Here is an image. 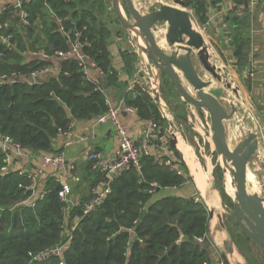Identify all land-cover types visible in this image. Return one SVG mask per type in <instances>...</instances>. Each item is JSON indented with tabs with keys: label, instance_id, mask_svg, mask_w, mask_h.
<instances>
[{
	"label": "trees",
	"instance_id": "16d2710c",
	"mask_svg": "<svg viewBox=\"0 0 264 264\" xmlns=\"http://www.w3.org/2000/svg\"><path fill=\"white\" fill-rule=\"evenodd\" d=\"M44 0L23 2L29 23L22 24L14 10L2 17L0 32V132L10 135L35 154L54 151V140L68 132L74 119H88L108 109L107 96L85 76L77 61L64 59L58 74L35 82L28 77L50 65L49 60L30 58L29 51L66 50L67 40L54 18L66 29L83 27L86 52L103 71L109 83L118 80L106 42L110 31L97 16L104 13V0ZM186 6L190 0H184ZM243 1V0H241ZM95 6L97 8H95ZM55 16L54 18L52 17ZM74 22V24H73ZM40 28L41 32H37ZM43 35V36H42ZM1 36H11L9 47ZM236 55L241 56L238 48ZM241 60V58H240ZM130 61V60H129ZM127 92V103L138 114L163 125L158 106L137 88ZM56 99H59L57 101ZM182 172L177 173L151 154L142 159V170L131 168L111 183V191L96 210L83 215L82 204L69 215L58 192L59 181L47 183L44 196L29 200L30 179L19 170L3 171L5 153L0 149V264H27L29 252H38L63 242L68 220L78 219L66 264H202L210 261L211 212L196 198L165 196L150 202L152 182L159 188L179 186L190 180L189 169L175 145L172 147ZM222 195L223 189L220 186ZM70 217V218H69ZM198 239H203L200 242ZM60 260L36 264H59Z\"/></svg>",
	"mask_w": 264,
	"mask_h": 264
},
{
	"label": "crops",
	"instance_id": "0c3cea01",
	"mask_svg": "<svg viewBox=\"0 0 264 264\" xmlns=\"http://www.w3.org/2000/svg\"><path fill=\"white\" fill-rule=\"evenodd\" d=\"M18 2L19 0H0L1 17L10 9L14 10L15 16L21 22L22 11L25 10L17 8ZM190 2L186 9L191 15L196 30L198 29L196 25L199 26L206 45L217 50L230 62L240 60V56L236 55L240 47L242 57L245 59L244 65L251 75L254 98L264 103V0H190ZM52 17L55 16L52 15ZM54 20L57 23L56 18ZM164 27L166 28L167 24ZM107 29L109 30V28ZM37 32H41L40 28L37 29ZM106 42L111 53V65L117 73L118 80L115 83H109L105 75L94 68L90 70L89 79L99 85L113 106L121 109V118L124 124L129 129L133 140L140 143L145 129L152 120L142 118L137 109L127 103L126 94L127 92L134 94L131 88L135 82L129 62L131 52L126 48L123 37L118 32L115 35L109 34ZM166 43H168L166 39L161 42L162 45ZM45 53L48 52L39 50L24 54L27 59L35 57L50 61V65L46 67L48 72L38 75L41 77L40 79L49 74H58L62 69L63 59L55 56L47 58L44 56ZM181 54L184 52L181 51ZM128 108H132V110H127ZM95 117L74 119L71 129L66 133H61L54 140L52 153H64L66 164L60 167L52 165L44 167L43 174L29 202L44 193L46 185L50 181H59L60 185L62 183L71 185L70 200L74 205L73 209L90 199L96 190H102L107 186L104 176L90 171L92 155L95 152H100L106 157L113 155L119 147V139L111 122L95 124ZM226 127L228 132V126L226 125ZM172 140V138L167 139L163 135L161 140L152 145L150 154L159 161L165 162L167 159H171L176 163L177 158L172 149L174 145ZM175 147L188 166L191 179L179 186L158 190L153 194L150 202L165 196L194 197L203 201L211 212L212 250L216 252L224 249L227 238L226 230L220 225L224 210L221 192L208 177L201 178L204 176L202 165L196 160L193 150L186 141L177 140ZM188 157L193 159L196 169H192ZM42 166V160L37 157L33 159L20 157L14 159L10 170H34ZM67 224V229H70L76 224V218L71 216Z\"/></svg>",
	"mask_w": 264,
	"mask_h": 264
},
{
	"label": "rangeland",
	"instance_id": "374dc122",
	"mask_svg": "<svg viewBox=\"0 0 264 264\" xmlns=\"http://www.w3.org/2000/svg\"><path fill=\"white\" fill-rule=\"evenodd\" d=\"M134 2L144 14L157 10L163 3L176 5L174 0H134ZM99 3L100 0L96 2L97 5ZM119 4L126 21L133 23L134 19L127 10L125 0H120ZM96 21L102 22L106 29L109 28L111 35L118 32L123 37L126 48L131 52L129 62L135 80L131 89L137 88L149 96L158 106L160 113L166 114L167 117L162 122L164 136L167 139H173L176 136L177 140L186 141L193 150L196 160L202 165L204 176L201 178L208 177L216 188L219 189L221 186L223 189V195L219 190L224 208L220 225L226 230L227 242L224 249L216 252L213 250L210 261L225 264H264V245L253 243L236 220L234 206L237 203V191L233 167L216 152L209 112L204 108H197L187 103L178 94L168 77L149 58L146 52V40L139 28L129 30L121 25L115 13L114 0H104V13L97 16ZM164 24L163 22L157 23L154 32H157L158 25ZM196 27L200 32L199 26L196 25ZM207 47L210 62L218 68L221 80L213 77L204 68L196 51L193 53L194 64L204 80L212 81L207 90L221 91V101L228 111H231L232 105L236 107L233 117L226 121L230 145L234 147L250 132H256L259 135L260 151L252 157L249 163L248 188L250 193H257L264 197V103L254 98L251 75L247 72L248 69L244 65L245 59L242 55L238 62H230L208 44ZM167 49L173 50L170 45ZM194 94L196 95L195 91ZM72 232L73 229H65L63 240L66 241L67 235Z\"/></svg>",
	"mask_w": 264,
	"mask_h": 264
},
{
	"label": "water",
	"instance_id": "95a60500",
	"mask_svg": "<svg viewBox=\"0 0 264 264\" xmlns=\"http://www.w3.org/2000/svg\"><path fill=\"white\" fill-rule=\"evenodd\" d=\"M119 2L120 0H114V9L121 25L129 30L139 28L146 40V52L149 58L168 77L178 94L187 103L209 112L216 152L233 167L237 191V203L234 206L236 220L253 243L264 245V197L257 193H250L247 183L248 166L260 148V138L256 132H250L234 147L230 145L226 121L233 117L236 107L232 105L231 111H228L221 101V91L207 90L212 81L204 80L194 64L193 53L196 51L204 68L213 77L221 80L218 68L210 62L209 50L203 35L193 29V21L186 9L185 1L174 0L176 5L161 4L157 10L144 14L136 7L134 0H125L127 10L134 19L133 23L126 21ZM160 22L168 25L166 39L173 48L171 52L164 51L158 45L153 33V27ZM181 51L184 54H181ZM179 71L183 73L196 95L185 87ZM40 78V76L28 77L31 82ZM56 100L60 102L59 99ZM172 142L176 145V136Z\"/></svg>",
	"mask_w": 264,
	"mask_h": 264
},
{
	"label": "built area",
	"instance_id": "2783aa9c",
	"mask_svg": "<svg viewBox=\"0 0 264 264\" xmlns=\"http://www.w3.org/2000/svg\"><path fill=\"white\" fill-rule=\"evenodd\" d=\"M28 0H19L17 4V8L20 10L23 8V2ZM47 7L50 8L48 3L49 0H44ZM57 23L59 24V30L64 34L66 40L69 43V47L66 50H58L55 51L53 55L49 53H45L44 56L49 58L50 56H55L61 59L72 58L75 59L85 74L86 77L89 78V73L91 69H97L102 74L103 71L96 65V63L91 59L90 55L86 52L85 47L88 45V39L84 34V31L87 29V25H83L80 27L79 25H75L73 22V26L70 29H66L62 19L56 18ZM21 23L28 24V14L26 11H22ZM3 28L2 17L0 13V32ZM11 36H1L3 43L7 44L9 47H13L10 43ZM48 72V70L42 69L40 72L33 74V77L38 76L40 73ZM100 88V87H99ZM101 89V88H100ZM102 90V89H101ZM108 109L101 114H98L95 117V124H105L111 122L115 128L116 134L119 139V147L117 151L106 157L102 155L100 152H95L92 155V163L90 167V171L101 174L107 180V186L102 190H96L93 196L88 199L86 202L82 203L83 206V215H87L90 212L97 209V207L103 202L106 196L111 191V183L113 180L120 177L125 171L136 168L138 171L142 170V159L145 155H149L151 153V147L153 144L157 143L161 140L164 135L161 131V127L158 122L152 121L148 127L144 131V135L142 141L140 143H136L127 126L124 124L121 118V109L119 107L113 106L108 99H106ZM127 110H132V108H128ZM163 118H166V114H162ZM0 149L5 153V164L2 168L3 171H9L11 166L13 165L15 158H26V159H41L43 162V166L34 170H26L20 169V173L24 174L30 179V185L26 186V189H31L34 193L36 189V185L43 174L44 167L48 165H52L55 167L64 166L66 164V158L64 153H52V152H42L39 154L33 153L31 150L24 148L20 143L14 140L10 135L4 134L0 132ZM260 149V148H259ZM259 151V150H258ZM258 153V152H257ZM166 165L171 166L173 170L177 173H181L182 170L180 166L174 163L171 159H167L165 161ZM159 188L158 182L151 183V189L149 190L151 193H155ZM72 192V187L69 183H62L61 188L58 192V196L60 200L64 203V212L66 215H69L74 205L70 200V195ZM41 197L44 196V193H41ZM32 199V197L30 198ZM29 199V200H30ZM29 200L25 201L24 204L33 203ZM196 200H199L196 198ZM81 205V204H80ZM79 206V205H78ZM78 224V219H76V224L72 226L70 229H75ZM68 224L64 227L63 235L65 233V229H67ZM67 240L61 242L52 247H46L38 252L30 251L29 258L27 264H36L38 262L50 260L52 258L59 259V264H66L63 260V255L66 250L70 247L71 240L73 238V232L67 235ZM200 242L203 239H198ZM202 264H225L224 262H211L205 261Z\"/></svg>",
	"mask_w": 264,
	"mask_h": 264
},
{
	"label": "bare ground",
	"instance_id": "6f19581e",
	"mask_svg": "<svg viewBox=\"0 0 264 264\" xmlns=\"http://www.w3.org/2000/svg\"><path fill=\"white\" fill-rule=\"evenodd\" d=\"M163 4H165V3H163ZM171 5V4H170ZM173 5V4H172ZM193 25V29H195V26H194V24H192ZM156 26V25H155ZM154 26V27H155ZM154 27H153V33H154V35H155V37H156V40H157V43H158V45L164 50V51H166L167 50V47L165 46V45H162L161 44V42L166 38V34L165 33H167V30H166V32H164V30H163V28H162V26H159L160 28H159V30L155 33L154 32ZM167 27H168V25H167ZM196 30V29H195ZM168 42V41H167ZM169 44V43H168ZM179 74H180V77L182 78V81H183V83H184V85H185V87L192 93V94H194V91H193V89H192V87L190 86V84L188 83V82H186V79H185V77H184V75H183V73L181 72V71H179L178 72ZM195 95V94H194ZM176 141H177V138H176ZM229 141V140H228ZM185 150V149H184ZM259 151H260V149H259ZM186 152V151H185ZM188 161H189V163L191 164V167H192V169H196V166H195V164H194V161H193V159L191 158H189L188 157ZM228 167V166H227ZM248 168H249V166H248ZM249 170V169H248ZM250 171V170H249ZM198 177V176H197ZM247 183H248V173H247ZM248 187H249V185H248ZM253 188V187H252ZM230 189V188H229ZM255 189V188H254ZM248 190H249V188H248ZM236 192V191H235ZM233 196V195H232ZM215 219V218H214ZM212 223H213V221H212ZM214 223H215V221H214ZM213 226H215V224H213Z\"/></svg>",
	"mask_w": 264,
	"mask_h": 264
},
{
	"label": "flooded vegetation",
	"instance_id": "af4514ba",
	"mask_svg": "<svg viewBox=\"0 0 264 264\" xmlns=\"http://www.w3.org/2000/svg\"><path fill=\"white\" fill-rule=\"evenodd\" d=\"M164 25H165V24H164ZM164 25H158V26L156 27L157 31H158L159 28H160L159 26H162L164 32H166L167 27L165 28ZM165 34H166V33H165ZM165 39H166V38H165ZM165 39H164V40H165ZM166 42H167V39H166ZM168 45H169L168 43L165 44L166 47H168ZM171 51H172V50H169V49L166 50V52H171Z\"/></svg>",
	"mask_w": 264,
	"mask_h": 264
}]
</instances>
